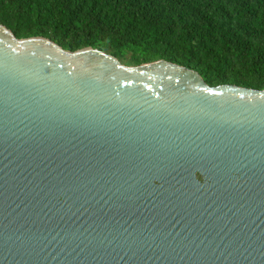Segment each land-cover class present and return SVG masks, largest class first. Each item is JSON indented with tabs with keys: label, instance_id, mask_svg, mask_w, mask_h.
<instances>
[{
	"label": "water",
	"instance_id": "water-1",
	"mask_svg": "<svg viewBox=\"0 0 264 264\" xmlns=\"http://www.w3.org/2000/svg\"><path fill=\"white\" fill-rule=\"evenodd\" d=\"M0 264H264V90L0 24Z\"/></svg>",
	"mask_w": 264,
	"mask_h": 264
},
{
	"label": "trees",
	"instance_id": "trees-1",
	"mask_svg": "<svg viewBox=\"0 0 264 264\" xmlns=\"http://www.w3.org/2000/svg\"><path fill=\"white\" fill-rule=\"evenodd\" d=\"M19 38L86 47L128 66L166 60L211 87L264 90V0H0Z\"/></svg>",
	"mask_w": 264,
	"mask_h": 264
}]
</instances>
